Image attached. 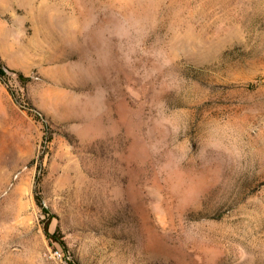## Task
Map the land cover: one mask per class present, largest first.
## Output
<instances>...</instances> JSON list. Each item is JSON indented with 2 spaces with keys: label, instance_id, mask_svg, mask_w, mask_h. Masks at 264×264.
<instances>
[{
  "label": "rangeland",
  "instance_id": "rangeland-1",
  "mask_svg": "<svg viewBox=\"0 0 264 264\" xmlns=\"http://www.w3.org/2000/svg\"><path fill=\"white\" fill-rule=\"evenodd\" d=\"M0 69V264H68L37 187L82 264H264V0H0Z\"/></svg>",
  "mask_w": 264,
  "mask_h": 264
},
{
  "label": "trees",
  "instance_id": "trees-1",
  "mask_svg": "<svg viewBox=\"0 0 264 264\" xmlns=\"http://www.w3.org/2000/svg\"><path fill=\"white\" fill-rule=\"evenodd\" d=\"M3 75H4V72H3V70L0 69V78L1 79L3 78ZM19 75H20L19 77L21 80H25V77L22 73H20ZM8 91L10 92V94L12 95L14 100L17 103H20L18 96L16 95L15 91L11 87H8ZM35 193H36L35 199H36L37 205L44 211L45 214L48 215V220L46 221V224L44 226V231H45V235H46L47 239L49 240L51 245H58L64 250V252H65L64 259L68 262V264H82L78 259L73 257V255L70 251V248H69L67 242L64 240L63 236L60 233L51 232L50 226H51L52 220L54 219L55 216H54V214L51 213V211L49 210V208L45 204L42 192L38 187L36 188Z\"/></svg>",
  "mask_w": 264,
  "mask_h": 264
}]
</instances>
